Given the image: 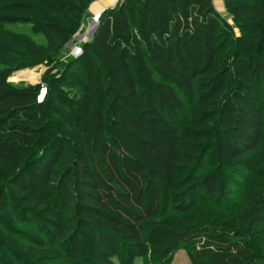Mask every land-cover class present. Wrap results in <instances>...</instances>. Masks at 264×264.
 Instances as JSON below:
<instances>
[{"label":"trees","instance_id":"trees-1","mask_svg":"<svg viewBox=\"0 0 264 264\" xmlns=\"http://www.w3.org/2000/svg\"><path fill=\"white\" fill-rule=\"evenodd\" d=\"M94 1L0 0V264H264V0Z\"/></svg>","mask_w":264,"mask_h":264},{"label":"rangeland","instance_id":"rangeland-1","mask_svg":"<svg viewBox=\"0 0 264 264\" xmlns=\"http://www.w3.org/2000/svg\"><path fill=\"white\" fill-rule=\"evenodd\" d=\"M118 1L119 0H117L116 3H114V5H116L118 3ZM213 2H214L215 7L223 15V17L226 18L229 21H232L231 16L226 12L223 0H213ZM114 5H111V3H109L108 7L114 6ZM105 9L106 8H104L100 12H97V13L100 14V19H101V13ZM95 13H96L95 11L94 12H90L88 10V14L85 17V19L83 20V22L81 23L79 31L76 34H74L73 37L71 38V40L67 43V46L71 48V53H72V47L75 48L76 44L78 42H81L82 43V47H83V44L86 41L91 40L93 38V35H94V33H95L96 29H97V26L94 27L93 24H91L92 23L91 21L93 20ZM3 25L7 29H10V30L16 32L19 35H30L31 34L30 24H27V23H10V24H3ZM92 30H93V32L91 34L88 33V31L91 32ZM62 59H67V56H63ZM34 68H35L36 74H39L38 78L36 80H34V81H28V80H25V79H23V80H14V79H12L13 78L12 76L14 75V73L9 78V80L11 82H13L14 84H16V85H25L27 83H36V82L41 80L42 74H43V72L46 69V65L45 64H40V65H38L37 67H34ZM240 192L243 194L244 197L246 196L245 189H241ZM260 227H261V229L264 228V222L260 224ZM263 233H264V230H263ZM134 264H158V263H156V260L154 259L153 254L149 252L146 256H139V257L135 258ZM166 264H191V260H190V257H189L187 249L185 247L178 248L174 252L171 260L169 262H167Z\"/></svg>","mask_w":264,"mask_h":264},{"label":"bare ground","instance_id":"bare-ground-1","mask_svg":"<svg viewBox=\"0 0 264 264\" xmlns=\"http://www.w3.org/2000/svg\"><path fill=\"white\" fill-rule=\"evenodd\" d=\"M97 13V12H96ZM93 31V30H92ZM37 67V66H36ZM39 74H36L35 68H27V69H21L14 73L12 76L14 80H28V81H34L38 78Z\"/></svg>","mask_w":264,"mask_h":264},{"label":"crops","instance_id":"crops-1","mask_svg":"<svg viewBox=\"0 0 264 264\" xmlns=\"http://www.w3.org/2000/svg\"><path fill=\"white\" fill-rule=\"evenodd\" d=\"M117 0H95L90 4L89 11L90 12H100L104 8L108 7V4L114 5Z\"/></svg>","mask_w":264,"mask_h":264},{"label":"built area","instance_id":"built-area-1","mask_svg":"<svg viewBox=\"0 0 264 264\" xmlns=\"http://www.w3.org/2000/svg\"><path fill=\"white\" fill-rule=\"evenodd\" d=\"M99 21H100V14L99 13H95L94 14V18H93V20L91 21L92 23L91 24H93V26L95 27V26H98L97 24L99 23ZM93 31H88V33H92ZM70 48V47H69ZM71 49V48H70ZM82 49H83V47H82V43L81 42H78L77 44H76V47L75 48H73L72 47V53H71V51H70V53H69V55L71 54V56H78L80 53H82Z\"/></svg>","mask_w":264,"mask_h":264}]
</instances>
